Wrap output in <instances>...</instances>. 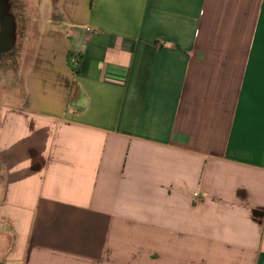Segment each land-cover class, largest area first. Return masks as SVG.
<instances>
[{
	"label": "crops",
	"instance_id": "1",
	"mask_svg": "<svg viewBox=\"0 0 264 264\" xmlns=\"http://www.w3.org/2000/svg\"><path fill=\"white\" fill-rule=\"evenodd\" d=\"M40 5L0 68V264H264V0Z\"/></svg>",
	"mask_w": 264,
	"mask_h": 264
},
{
	"label": "rangeland",
	"instance_id": "2",
	"mask_svg": "<svg viewBox=\"0 0 264 264\" xmlns=\"http://www.w3.org/2000/svg\"><path fill=\"white\" fill-rule=\"evenodd\" d=\"M58 1L59 0H20L19 13H17L14 9H13V13H14L15 18H17L18 20L23 19V18L30 20L31 18L34 17V15L37 14L35 13L37 11L35 10L37 3H38V6L40 5V3H42V5H40V7L42 8H41V11H38V15L52 20L55 17L60 15L57 9ZM19 45H20V41L17 42V48L19 47ZM7 61H11V58L9 57Z\"/></svg>",
	"mask_w": 264,
	"mask_h": 264
},
{
	"label": "water",
	"instance_id": "3",
	"mask_svg": "<svg viewBox=\"0 0 264 264\" xmlns=\"http://www.w3.org/2000/svg\"><path fill=\"white\" fill-rule=\"evenodd\" d=\"M9 0H0V57L9 54L14 46V21L6 15Z\"/></svg>",
	"mask_w": 264,
	"mask_h": 264
},
{
	"label": "flooded vegetation",
	"instance_id": "4",
	"mask_svg": "<svg viewBox=\"0 0 264 264\" xmlns=\"http://www.w3.org/2000/svg\"><path fill=\"white\" fill-rule=\"evenodd\" d=\"M13 9L19 13V9H20V0H9V7L7 10L6 15L10 16L13 18L14 21V46L12 48V51L9 54L4 55L3 57H0V68H2L4 65H6L8 63L7 59L13 55L14 50L17 47V37H18V32H19V22L20 20H18L17 18H15L14 13H13Z\"/></svg>",
	"mask_w": 264,
	"mask_h": 264
},
{
	"label": "trees",
	"instance_id": "5",
	"mask_svg": "<svg viewBox=\"0 0 264 264\" xmlns=\"http://www.w3.org/2000/svg\"><path fill=\"white\" fill-rule=\"evenodd\" d=\"M69 65L71 67V70L73 72L74 75H76L79 72L80 69V64H81V56H78L76 54L73 53H69L68 54V58H67ZM73 61V62H72Z\"/></svg>",
	"mask_w": 264,
	"mask_h": 264
},
{
	"label": "built area",
	"instance_id": "6",
	"mask_svg": "<svg viewBox=\"0 0 264 264\" xmlns=\"http://www.w3.org/2000/svg\"><path fill=\"white\" fill-rule=\"evenodd\" d=\"M196 197V196H195Z\"/></svg>",
	"mask_w": 264,
	"mask_h": 264
}]
</instances>
